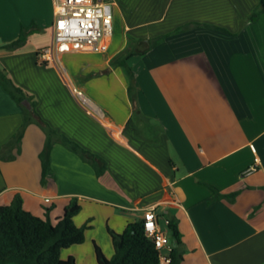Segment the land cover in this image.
<instances>
[{
	"label": "crops",
	"instance_id": "crops-1",
	"mask_svg": "<svg viewBox=\"0 0 264 264\" xmlns=\"http://www.w3.org/2000/svg\"><path fill=\"white\" fill-rule=\"evenodd\" d=\"M109 2L106 53L44 61L53 0H0V68L36 104L25 124L28 107L0 86V206L20 195L24 209L55 221L77 199L76 225L92 228L61 255L77 264H98L95 244L111 258L108 229L122 233L151 208L170 248L177 221L182 264H264V12L250 21L259 0ZM30 27L24 46L4 48ZM125 52L135 53L124 62L134 100L126 67L113 63ZM48 131L55 143L42 182Z\"/></svg>",
	"mask_w": 264,
	"mask_h": 264
},
{
	"label": "trees",
	"instance_id": "trees-1",
	"mask_svg": "<svg viewBox=\"0 0 264 264\" xmlns=\"http://www.w3.org/2000/svg\"><path fill=\"white\" fill-rule=\"evenodd\" d=\"M111 1V0H103ZM260 12H264V0H259V5L250 16V21H255ZM198 26L197 24H194ZM200 25V24H199ZM209 28L226 31L223 28L211 25H204ZM184 27L178 29L182 30ZM33 32L32 27L23 28L20 36L4 48L14 50L25 45L28 36ZM167 36H161L149 40L148 50L156 47ZM135 53L125 52L116 58L114 64H123L127 69L129 78V94L134 100L136 91L134 85V74L124 62ZM0 86L20 105L28 102L31 109H25V124L32 122L29 114L34 112L35 103L32 97L27 95L20 87L6 75L0 68ZM22 133L16 135L17 143L21 142ZM55 143L51 132H47V143L44 151L40 155L42 163V182L46 181L50 172V150ZM68 147L80 154V147L75 143L66 140ZM98 174L103 170L95 165ZM212 187V186H211ZM215 191V199L221 198L220 191L212 187ZM82 206L77 199H72L65 208L62 216L52 221L47 215L41 218L27 211L23 207V200L20 195H16L9 205L0 206V264H77L76 258L70 256L62 258V252L73 246L81 245L86 240V232L92 228L85 224L77 226L75 217L81 212ZM168 230L173 233L176 245L169 252L170 262L168 264H182L184 251L182 249V235L176 220L168 223ZM111 237L114 254L108 258L102 248L95 244V254L98 264H160V252L155 241L149 238L144 230V220H137L130 223L122 233L108 229Z\"/></svg>",
	"mask_w": 264,
	"mask_h": 264
},
{
	"label": "built area",
	"instance_id": "built-area-1",
	"mask_svg": "<svg viewBox=\"0 0 264 264\" xmlns=\"http://www.w3.org/2000/svg\"><path fill=\"white\" fill-rule=\"evenodd\" d=\"M54 23L53 45L43 49L40 57L44 61L58 60L64 52L106 53L114 34V10L108 1L103 0H53ZM81 99L84 95L75 89ZM253 173L248 169L243 173L247 177ZM146 235L155 241L160 252V264L170 262L168 232L160 226L155 209L144 215ZM168 253L163 255V251Z\"/></svg>",
	"mask_w": 264,
	"mask_h": 264
},
{
	"label": "water",
	"instance_id": "water-1",
	"mask_svg": "<svg viewBox=\"0 0 264 264\" xmlns=\"http://www.w3.org/2000/svg\"><path fill=\"white\" fill-rule=\"evenodd\" d=\"M24 104H25L28 108H31L30 103H28V102H24Z\"/></svg>",
	"mask_w": 264,
	"mask_h": 264
},
{
	"label": "rangeland",
	"instance_id": "rangeland-1",
	"mask_svg": "<svg viewBox=\"0 0 264 264\" xmlns=\"http://www.w3.org/2000/svg\"><path fill=\"white\" fill-rule=\"evenodd\" d=\"M67 250L64 251V253L66 252ZM168 252L166 250L163 251V255H166Z\"/></svg>",
	"mask_w": 264,
	"mask_h": 264
}]
</instances>
